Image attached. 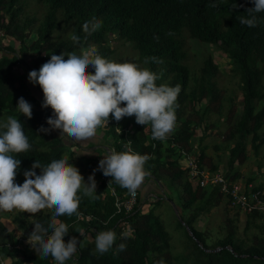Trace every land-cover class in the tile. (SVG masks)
I'll list each match as a JSON object with an SVG mask.
<instances>
[{
	"label": "trees",
	"instance_id": "1",
	"mask_svg": "<svg viewBox=\"0 0 264 264\" xmlns=\"http://www.w3.org/2000/svg\"><path fill=\"white\" fill-rule=\"evenodd\" d=\"M20 1L0 0V34L18 40L17 46L9 42L0 46V113L19 118L29 139L30 150L14 154V158L21 160L20 165L33 164L38 160L42 166H46L53 160L65 158L75 167L83 168L85 165L88 169H98L93 157L81 164L72 163L75 152L71 146L78 147L80 143L61 136L59 130L49 133L40 131L42 126L49 127L46 121L53 110L50 107L42 108L44 95L41 87L38 84L29 86L23 76L14 71V66L23 63L27 70L39 71L51 59V55L67 52L80 55L81 48L89 44H93L97 54L108 60L113 50L108 41L115 33L116 39L137 48L142 59L155 56L162 60V63H147L149 69L159 76L157 85L174 87L179 84L181 92L177 98L179 107L176 109L174 131L164 141L152 140L151 125L136 123L135 116L116 121L110 115L108 122L105 121L100 127L102 137L110 140L109 148L124 152L130 146L138 154H148L150 159L144 165L146 174L158 182L166 179L168 185L178 190L185 214L182 218L196 240L191 237L196 246L192 264H264V209L255 208L246 212L244 232L250 226L258 231L252 233L248 241L245 236L237 234L236 220L227 215L223 236L209 243L207 231L196 228L194 222L201 213L218 205L224 193L219 185L201 186L196 179V184H193L194 178L189 175L188 168L179 162L184 151L195 155L200 168L217 171V164L205 152V147L201 146L195 154L191 143L199 125L211 130L218 125L208 119L212 113L223 117L226 123L221 133L222 139L233 141L224 175L231 179L240 175L234 163L245 162L248 139L255 151L260 146L264 149V130H261L264 124V12L256 14L259 21L256 27L241 25L237 20V16H247V9L254 7L253 0H36L48 5L37 26V18L23 13ZM214 3L216 7L211 6ZM233 4L237 7L233 8ZM58 11L61 20L66 23L73 21V26L68 36L52 39L53 31L60 24ZM94 17L102 20V27L86 36L82 26ZM32 31L36 36L27 41ZM71 34L80 37L79 44L72 42ZM189 37L211 42L229 57L231 69L240 82L242 107L239 112L236 94L226 92L218 84L219 66L210 54L203 57L199 73H192L186 61V39ZM87 71L94 74L95 69L89 65ZM33 90H38L36 94L39 96ZM20 97L32 105L31 119L16 112ZM83 156L78 157L79 160ZM36 172L40 174V169H36ZM95 178L98 180L96 194L94 197H82L78 218L61 217L69 224L65 242L76 236L83 243V248H78L66 264H179L170 249L169 233L153 209L142 211V200L138 195V203L129 214L116 212L114 196L100 180V171ZM252 179L251 176L247 177L248 182ZM115 187L120 194L128 191L117 183ZM263 188L261 183L253 187L260 191ZM50 215L48 209L33 218L20 212L13 217V221L31 233L34 223H44ZM122 218L127 220L131 229L126 240L121 239L123 230L119 223ZM105 230L115 231L117 239L113 249L97 259L91 254L95 248L94 238L98 232ZM87 233L94 236L91 243L86 239ZM13 236L14 233L0 221L2 264H54L51 256L40 259L39 254L22 237L18 239L21 246L11 250L7 241L8 238L13 241ZM120 243L127 245L126 250L114 254ZM27 247L29 250L26 251Z\"/></svg>",
	"mask_w": 264,
	"mask_h": 264
},
{
	"label": "clouds",
	"instance_id": "2",
	"mask_svg": "<svg viewBox=\"0 0 264 264\" xmlns=\"http://www.w3.org/2000/svg\"><path fill=\"white\" fill-rule=\"evenodd\" d=\"M253 3L254 7L246 11L247 16H237L241 25H258L256 14L264 12V0H253ZM211 6L217 5L214 3ZM102 24V20L94 17L86 21L82 29L86 36H90L99 31ZM70 39L74 44L80 43V37L75 34H71ZM65 56L68 58L65 59ZM149 62L162 63V60L153 56L144 61L146 64ZM89 65L95 69L94 74L87 71ZM28 79L32 84H38L43 91L42 108L50 107L53 110L52 116L46 121L49 127L42 126L41 132L59 130L61 136L75 142L89 141L97 137V129L105 121L108 122L110 115L116 121L135 116L136 123L151 125L152 140L164 141L174 131L181 86L157 85L159 76L155 72L132 62L109 61L97 54L94 46L81 48L80 55L75 52L53 54L39 71H30ZM16 112L31 119L32 105L20 97ZM30 148L19 118L8 116L0 122V212L15 210L34 216L44 209L50 210L51 215L46 222L34 223L27 243L39 254L40 259L51 256L54 264H66L78 248H83V243L76 236L65 242L69 224L61 217L78 218L82 197H94L97 186L95 171H102L105 177L113 178L110 184L114 181L135 195L145 179L144 165L150 157L131 150H111L103 155L99 165L96 163L98 169H93L94 173L89 176L87 183L79 169L65 158L53 160L46 166L36 160L31 170L24 172L25 181L20 185L15 182V178L21 160L14 158V154L27 152ZM36 169H40V174H37ZM224 198L227 199L225 194ZM80 235L83 236V233L80 232ZM128 238L127 231L121 233L122 240ZM116 239L113 230L98 232L91 254L99 259L113 249ZM126 248L125 243H120L114 254Z\"/></svg>",
	"mask_w": 264,
	"mask_h": 264
},
{
	"label": "rangeland",
	"instance_id": "3",
	"mask_svg": "<svg viewBox=\"0 0 264 264\" xmlns=\"http://www.w3.org/2000/svg\"><path fill=\"white\" fill-rule=\"evenodd\" d=\"M20 3L22 5L23 13L37 18V20L35 21L36 26L41 23V19L43 18V15L47 10L46 8L48 7V5L46 6L47 2L43 3L36 0H21ZM58 16L60 24L59 27L53 31L51 35L52 39L68 36L72 30L73 21H69L67 23L62 21L61 13L59 11ZM34 30H36V28H34ZM35 36L36 34L32 31L31 35L27 37L26 40L30 41ZM114 36H116V34L112 33L108 41L109 45L113 47V50L108 57L109 61L118 63L132 62L138 64L141 68L149 69L148 64L144 63L145 60L140 57L137 48H135L128 42H123L118 38L116 39ZM8 42L13 46L18 45L17 39L0 34V46L6 45ZM89 46H93V44H89L87 47H84V49H87ZM186 47L188 54L186 61L189 64L192 73L194 74L199 73L200 66L202 65V59L206 54H210L214 61L217 62L220 70V73L217 76L218 84L224 87L226 89V92L230 93L232 91L236 94V104L238 106L239 112L242 107V95L239 77L231 69L232 63L226 53L211 42L200 41L192 37L186 39ZM14 71L17 74H21L23 78L28 77V74L30 72L29 69L27 70V68H25L23 63H16L14 66ZM24 80L29 84V86L32 84L28 79ZM6 119L7 116L3 113H0V122ZM208 119L216 122L218 125L212 130L210 128L204 129L203 125H199L196 128L195 135L193 136V138H191V143L193 144L195 154L199 151L201 146H204L205 152L211 155L213 160L216 162L218 167L217 171L224 174L228 165L227 160L229 157V148L233 144V141L227 142L222 139L221 133L226 127V123L223 120V117H219L216 113H212L210 114V117ZM261 130H264V124ZM98 132L100 131L98 130ZM100 134L101 132L95 139H100ZM107 138L105 136L103 140L108 141ZM247 141V158L245 162L242 164H237L235 162L234 166L239 169V176H241L242 181L246 180L248 176H251L253 177V179L250 182L253 186H255V184L258 185L259 183L263 184L264 186L263 146H260L258 150L255 151L250 143V140L248 139ZM90 143L93 144L94 140L90 141ZM81 162H85V160L82 159ZM179 162L181 163L180 159ZM182 166H184V161L182 162ZM31 168L32 164L20 165L17 169L15 182L22 185L25 181L24 172L26 170H30ZM77 168L79 169L81 175L84 177V180L87 183L89 176L92 175L91 172L93 171V168L87 170L85 165L83 166V168ZM147 175L148 174H146L143 181L146 189L144 186H141V190L139 191V198L141 197L142 199L140 209L143 211V209L148 210L149 208H152L153 212L157 214L163 221L164 226L170 236V249L174 255L175 261H179V264H192L191 261L193 259V251L196 249V246H194V238L191 236V233L182 218V216H184L185 214L180 205V200L177 194L178 190L168 185L166 179L162 178L158 182ZM192 183L196 184V180L192 179ZM262 191L264 192V188L262 189ZM151 197H155V199L150 200ZM18 213L20 212L15 210L11 212H0V221L7 226L10 232L14 233L13 241L9 238L7 241V245L11 248V250L15 249L16 246L13 245L18 244V239L20 237H22L23 240H27L30 234V232L27 231L23 226L13 221V217ZM22 214L24 216L27 215L30 218L34 217L26 212ZM227 215L233 217L236 220L237 234L240 236H245V239L247 241L249 240L252 233L258 232L257 228L254 226H250L247 229L246 233L244 232L243 228L245 224L246 212L237 206L231 205L224 197L218 205H215L210 210L201 213L195 220L194 225L196 228L206 230V239L209 243H212L213 241H216L217 239L221 238V236H223L224 219ZM93 238L94 236L91 233L86 234V239L89 243L93 241ZM19 246H21V244H19ZM25 250H29V247H27ZM1 258L2 257L0 256V259ZM69 264L72 263L70 262Z\"/></svg>",
	"mask_w": 264,
	"mask_h": 264
},
{
	"label": "built area",
	"instance_id": "4",
	"mask_svg": "<svg viewBox=\"0 0 264 264\" xmlns=\"http://www.w3.org/2000/svg\"><path fill=\"white\" fill-rule=\"evenodd\" d=\"M126 132L128 129L125 130ZM131 150L133 153H137L130 146L125 151ZM113 151V150H112ZM180 161H184V166L188 168L189 175L196 179L201 186H214L219 185L220 190L226 195L231 205L237 206L245 212H251L253 209H264V199L262 198L263 191L254 190L251 182L242 181L241 177L229 178L219 171H211L207 168H200L197 164V159L194 154H186L182 151ZM96 170V169H95ZM98 171V170H97ZM95 171V175L97 173ZM94 170L91 172L93 175ZM112 177H105L100 171V180H102L107 186L108 190L114 196V203L116 205V212H123L129 214L134 206L138 203L137 196L138 190L135 195L130 194L128 191L120 194L117 192L114 181L110 184ZM110 184V185H109ZM155 199L151 197L150 200ZM120 226L123 232H131L128 228V222L124 218L120 221ZM14 246V245H13ZM19 247V244L15 245ZM4 262V259H0V264Z\"/></svg>",
	"mask_w": 264,
	"mask_h": 264
},
{
	"label": "crops",
	"instance_id": "5",
	"mask_svg": "<svg viewBox=\"0 0 264 264\" xmlns=\"http://www.w3.org/2000/svg\"><path fill=\"white\" fill-rule=\"evenodd\" d=\"M24 79H28V77H26V78L24 77ZM31 85H33V84H31ZM33 92L37 93L38 90H33ZM37 96H39V95H37ZM98 130L101 132V134H100L101 138L100 139H95L94 138L93 139L94 140L93 144L90 143V141H92V140H89V141H85V142H80L81 146H78V147L77 146H71V149L75 152L74 160H72L73 161L72 163L81 164L82 162H81V160H79L78 157L84 155L83 157H81V159L87 160V158L93 157V160L96 158L95 162L99 165V161L104 158L103 155L111 152V149L113 147L109 148V145H110L109 141L110 140L104 141L103 140L104 138L102 137L103 136L102 129H100V127H99L97 129V132H98ZM100 132H98L97 135H99ZM87 153H91V154H87ZM87 170H88V168H87ZM96 185H97V182H96ZM141 186H144L145 189H146V186L144 185V182L142 183ZM141 186L138 189V191L141 190ZM140 200H142L141 197H140ZM143 211H147V210L143 209Z\"/></svg>",
	"mask_w": 264,
	"mask_h": 264
},
{
	"label": "water",
	"instance_id": "6",
	"mask_svg": "<svg viewBox=\"0 0 264 264\" xmlns=\"http://www.w3.org/2000/svg\"><path fill=\"white\" fill-rule=\"evenodd\" d=\"M187 228L189 229V227L187 226ZM192 234V233H191Z\"/></svg>",
	"mask_w": 264,
	"mask_h": 264
}]
</instances>
